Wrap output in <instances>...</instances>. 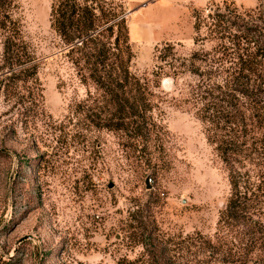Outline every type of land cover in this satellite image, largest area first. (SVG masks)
Returning a JSON list of instances; mask_svg holds the SVG:
<instances>
[{"label": "rangeland", "instance_id": "374dc122", "mask_svg": "<svg viewBox=\"0 0 264 264\" xmlns=\"http://www.w3.org/2000/svg\"><path fill=\"white\" fill-rule=\"evenodd\" d=\"M52 1L14 0L31 61L10 67L0 31V264L143 257L138 220L182 248L169 264H264V0H105L124 10L130 70L160 74L148 143L89 119L95 90L50 28ZM204 96L244 119L232 154L246 225L224 214L228 171L195 114Z\"/></svg>", "mask_w": 264, "mask_h": 264}, {"label": "trees", "instance_id": "16d2710c", "mask_svg": "<svg viewBox=\"0 0 264 264\" xmlns=\"http://www.w3.org/2000/svg\"><path fill=\"white\" fill-rule=\"evenodd\" d=\"M12 7L14 0H0V31L5 35L4 52L13 61L10 67L32 60L23 51L20 26L12 17ZM123 12L121 4L113 8L105 0H53L49 24L67 47L65 56L79 82L95 90L94 95L86 94V101L98 111L89 119L104 121L107 130L132 132L138 141L148 143L152 133V111L157 107L156 98L159 96L156 90L160 74L152 71L151 79H148L130 70L133 54ZM194 28H198V24ZM245 31L252 33L250 29ZM213 32L216 34L217 29ZM262 48L264 52V41ZM237 90L244 92L243 89ZM212 98L204 96L200 99L195 114L203 125L207 141L214 146L228 171L230 196L224 214L246 225L249 215L240 209V199L247 195L248 179L240 176L233 165V149L239 147V140L243 137L240 126L244 125V119L240 114L226 111L227 106L222 104L225 100L219 102ZM214 116L217 120H224L227 128L212 129L210 124L216 122ZM222 145L225 146L223 149ZM226 146L233 152L227 153ZM137 223L132 240L143 248L144 256L116 264H169L176 259L182 248H177V242L168 233L158 228L153 220L149 227L142 220Z\"/></svg>", "mask_w": 264, "mask_h": 264}]
</instances>
